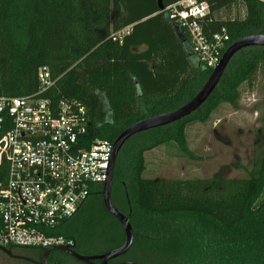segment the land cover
Masks as SVG:
<instances>
[{
	"label": "trees",
	"instance_id": "obj_1",
	"mask_svg": "<svg viewBox=\"0 0 264 264\" xmlns=\"http://www.w3.org/2000/svg\"><path fill=\"white\" fill-rule=\"evenodd\" d=\"M164 5L178 0H163ZM208 36L227 29V46L264 33V0H207ZM243 6L245 15L221 16ZM239 11V10H238ZM132 25L122 43L112 33ZM179 32L182 37L179 36ZM48 67L56 80L44 96L77 99L88 108L89 140L115 141L129 125L174 110L211 74L192 51L187 32L159 11L156 0H0V96H25ZM264 70V47L238 52L219 85L195 112L141 132L121 148L112 201L130 216L134 242L125 260L142 264H264V150L246 177H146L145 153L165 144L196 158L187 128L205 123L223 103L237 106L241 86ZM8 164L0 167V181ZM97 185L60 229L80 250L101 241L120 246L121 224ZM116 194V196H115ZM133 254V255H132ZM132 255V257H130Z\"/></svg>",
	"mask_w": 264,
	"mask_h": 264
},
{
	"label": "built area",
	"instance_id": "obj_2",
	"mask_svg": "<svg viewBox=\"0 0 264 264\" xmlns=\"http://www.w3.org/2000/svg\"><path fill=\"white\" fill-rule=\"evenodd\" d=\"M162 12L187 32L201 64L219 65L229 35L225 27L206 34L207 0H178ZM131 31L129 25L111 36L122 43ZM39 82L33 94L0 96V167L8 164L7 178L0 181V246L10 250L75 247L59 229L108 179L114 150L111 140H89L85 104L44 96L56 83L48 67L40 69Z\"/></svg>",
	"mask_w": 264,
	"mask_h": 264
},
{
	"label": "rangeland",
	"instance_id": "obj_3",
	"mask_svg": "<svg viewBox=\"0 0 264 264\" xmlns=\"http://www.w3.org/2000/svg\"><path fill=\"white\" fill-rule=\"evenodd\" d=\"M238 12L243 17L245 8L235 7L230 13L223 10L221 16L236 17ZM187 137L196 158L181 155L171 143L161 145L145 153L144 176L208 178L220 171L224 177H246L254 160L264 150V70L258 71L251 85L242 84L241 99L236 107L221 104L209 121L189 125ZM65 227L61 233H65ZM98 247L105 248L107 244ZM12 250L16 254H34L36 249ZM67 264L84 263L74 259Z\"/></svg>",
	"mask_w": 264,
	"mask_h": 264
},
{
	"label": "water",
	"instance_id": "obj_4",
	"mask_svg": "<svg viewBox=\"0 0 264 264\" xmlns=\"http://www.w3.org/2000/svg\"><path fill=\"white\" fill-rule=\"evenodd\" d=\"M156 1L159 11H162L165 8L164 1ZM179 36L182 37V34L180 32ZM255 46L264 47L263 32L246 35L229 45L225 50L219 65H217L212 70L211 74L204 82L202 87L198 90V92L182 106L166 113L139 120L125 128L116 138V140L114 141V150L109 166L108 179L104 182L102 188V198L103 204L107 211L121 224L125 232V239L120 246L110 250L105 254L87 255L78 253L74 249V247L57 245L46 248L45 254L47 255L52 250H62L70 253V255L86 264H142L131 260H122L114 263L109 262L127 253L131 249L134 242V230L130 221V216L118 209L112 201V187L114 182L115 164L121 148L129 139L141 132L174 123L195 112L208 100V98L216 90L232 58L241 50ZM0 250L8 254H13L10 249L1 246ZM97 260H100V262H97Z\"/></svg>",
	"mask_w": 264,
	"mask_h": 264
},
{
	"label": "flooded vegetation",
	"instance_id": "obj_5",
	"mask_svg": "<svg viewBox=\"0 0 264 264\" xmlns=\"http://www.w3.org/2000/svg\"><path fill=\"white\" fill-rule=\"evenodd\" d=\"M117 233H118V237L122 235L124 241L125 232L123 230V227H122V231L118 230ZM103 244L104 242L101 241L96 246H86V248L82 250L79 249L82 247H78L77 245H75L74 249L80 254L95 255V254H105L110 250L116 248V247L114 248L98 247L99 245H103ZM11 251L13 254H8L0 250V264H67L74 259L80 261L74 256L70 255V253H67L62 250H52L47 255L45 254V250L42 249H36L35 251H33L34 254H16L12 249ZM128 252L125 254H128ZM122 260H125L124 255L115 258L109 262L114 263ZM97 262H100V260H97Z\"/></svg>",
	"mask_w": 264,
	"mask_h": 264
}]
</instances>
